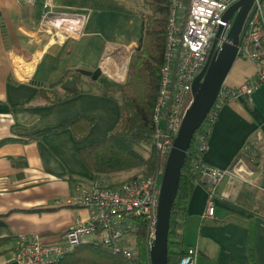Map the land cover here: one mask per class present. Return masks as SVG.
Returning <instances> with one entry per match:
<instances>
[{
    "label": "crops",
    "instance_id": "obj_1",
    "mask_svg": "<svg viewBox=\"0 0 264 264\" xmlns=\"http://www.w3.org/2000/svg\"><path fill=\"white\" fill-rule=\"evenodd\" d=\"M42 3L0 0V238L6 239L0 264L12 263L19 236L55 242L76 220L88 219L89 210L71 198L79 187L100 184V175L87 168L78 149L108 136L120 117L119 100L102 95L94 83L85 81V92L54 103L38 97L39 85L76 68L100 69L123 82L147 13L144 0H54L65 21L82 17L75 33V26L55 17L58 25L43 21ZM256 69L257 63L236 58L224 84L238 87ZM78 114L94 119L79 140L69 127L59 128ZM239 152L249 158L243 180L218 185L213 217L203 218L208 195L202 179L187 198L183 249L195 245L198 264H264V82L219 110L201 160L226 168ZM131 235L120 245L136 246ZM93 240L87 234L82 244Z\"/></svg>",
    "mask_w": 264,
    "mask_h": 264
},
{
    "label": "built area",
    "instance_id": "obj_2",
    "mask_svg": "<svg viewBox=\"0 0 264 264\" xmlns=\"http://www.w3.org/2000/svg\"><path fill=\"white\" fill-rule=\"evenodd\" d=\"M239 0H169V15L166 25L164 60L160 67L158 93L152 112L153 140L160 165L149 175L127 179L116 186L94 183L79 187L78 195L71 203L89 210L88 219L76 220L55 242H43L37 235H21L13 252L11 264H56L63 256L82 244L85 235H92L104 249L131 259L135 245H120L119 241L136 233L141 221L147 228L150 244L157 223L158 199L161 189L164 158L166 159L173 139L180 127L183 115L192 101L191 87L203 68L217 36L216 47H220L231 26L224 19L228 8ZM62 14V15H61ZM56 15V16H55ZM61 15L59 19L57 16ZM65 14L56 10L54 0H43L42 20H55V24H70L78 33L81 22L65 21ZM53 17L57 18L53 19ZM237 56L257 63L256 76L238 87L221 86L216 100L204 122L212 126L219 110L229 101L240 96L249 97L252 90L264 82V0H255L249 10L239 35ZM203 122V123H204ZM197 146L201 154L207 148V137L199 134ZM249 148V145L243 150ZM193 162L198 179H202L208 195L203 218L213 217L217 187L225 179L243 180L241 160L226 168L208 165L198 167ZM228 198V194H221ZM199 250L195 245L187 246L178 264H198Z\"/></svg>",
    "mask_w": 264,
    "mask_h": 264
},
{
    "label": "trees",
    "instance_id": "obj_3",
    "mask_svg": "<svg viewBox=\"0 0 264 264\" xmlns=\"http://www.w3.org/2000/svg\"><path fill=\"white\" fill-rule=\"evenodd\" d=\"M148 13L143 16L142 34L139 45L134 49L123 82L110 80L100 69L76 68L67 70L60 79L48 84H40L38 97L45 103H54L75 96L86 89L85 81L94 83L99 92L119 100L120 117L108 136L78 149V154L89 170L96 175H109L132 169H140V174L129 179L152 174L160 165V158L153 140L152 112L155 105L160 67L164 60L166 25L169 15V0H144ZM94 119L78 114L59 128L69 127L74 138H83L91 128ZM211 126L205 121L196 130L186 153L181 169L178 191L171 210V223L167 239V264H178L183 252L182 230L187 216V198L198 182L193 162L202 165L197 137L209 134ZM246 152L238 153L233 162L248 163ZM120 184V183H118ZM115 184L113 186H116ZM137 253L131 259L104 249L99 243L80 244L75 250L63 256L56 264H114L131 260L134 264H150L147 228L141 221L135 233ZM6 239L0 238L1 247Z\"/></svg>",
    "mask_w": 264,
    "mask_h": 264
},
{
    "label": "water",
    "instance_id": "obj_4",
    "mask_svg": "<svg viewBox=\"0 0 264 264\" xmlns=\"http://www.w3.org/2000/svg\"><path fill=\"white\" fill-rule=\"evenodd\" d=\"M254 1L239 0L228 8L224 19L227 22L231 21V26L225 41L220 47H216L217 36L221 31L219 29L208 58L192 83V101L183 115L164 163L158 199L157 223L154 236L149 244L150 264L168 263L167 239L171 223V210L175 203L186 153L194 133L204 122L237 58L239 35Z\"/></svg>",
    "mask_w": 264,
    "mask_h": 264
},
{
    "label": "rangeland",
    "instance_id": "obj_5",
    "mask_svg": "<svg viewBox=\"0 0 264 264\" xmlns=\"http://www.w3.org/2000/svg\"><path fill=\"white\" fill-rule=\"evenodd\" d=\"M148 12L149 11L147 9V13ZM240 58H242V57L241 56H237V59H240ZM164 162H165V158H164ZM139 172H140V169L135 168V169H132L130 171H122V172H118V173H115V174H109V175H100L99 182H100V184L105 185V186H113L115 184L121 183V182L129 179L130 177H132L134 175L140 174ZM130 237L133 240L134 235L132 234ZM147 238H148V236H147ZM147 241H148V239H147ZM136 253H137V247H136V250H135L134 257L136 256Z\"/></svg>",
    "mask_w": 264,
    "mask_h": 264
}]
</instances>
